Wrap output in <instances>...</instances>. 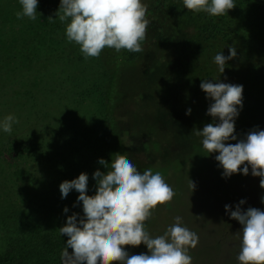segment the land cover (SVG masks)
<instances>
[{
    "label": "rangeland",
    "instance_id": "1",
    "mask_svg": "<svg viewBox=\"0 0 264 264\" xmlns=\"http://www.w3.org/2000/svg\"><path fill=\"white\" fill-rule=\"evenodd\" d=\"M59 6L60 0H37L36 19L18 20V0H0V122L9 115L16 121L11 133L0 128V264L7 252L15 255L18 250L21 258L13 264H61L68 237L59 229L73 214L79 221L83 211L79 193L72 190L61 198L59 185L84 173L86 195H95L93 173L106 171L98 161L111 158V170L115 154L126 155L141 174L149 168L160 172L175 193L145 221L150 236L163 235L179 216L182 226L199 237L197 246L188 249L192 264H239L241 225L230 218L231 212L241 200L242 211H264V189L250 168L246 176L223 177L215 159L218 153L209 155L203 149L195 130L215 123L214 118L207 115L205 123L198 124L181 110L183 100L168 111L151 101L156 93L167 95L161 81L170 68H165L166 58L175 60V52L163 53L160 67L155 51H145L122 83V94L131 103L116 105L123 98L119 94L114 99L119 120L107 126L104 91L109 73L104 50L98 58L86 59L79 45L68 42L70 21L56 18ZM197 85L184 86L188 101L195 97ZM197 92L203 91L199 87ZM196 98L193 108L198 109L202 99ZM257 99L238 110L243 109L234 123L238 140L253 129L264 130V94ZM51 239L62 247L53 248ZM67 251L72 253L71 248ZM125 251L129 256L148 254L143 244L126 246Z\"/></svg>",
    "mask_w": 264,
    "mask_h": 264
},
{
    "label": "clouds",
    "instance_id": "2",
    "mask_svg": "<svg viewBox=\"0 0 264 264\" xmlns=\"http://www.w3.org/2000/svg\"><path fill=\"white\" fill-rule=\"evenodd\" d=\"M21 11L16 18L37 17V0H18ZM183 7L196 13H207L211 17L227 14L235 7L234 0H183ZM147 7L141 0H60L56 18L66 25L68 42L79 45L87 58H98L105 48L117 53L126 50L139 53L146 38L149 21L145 18ZM55 22V19L48 18ZM229 55L218 53L214 62L222 74L226 62L235 58V47H229ZM201 90L210 99L207 115L219 123H209L195 135L202 137V147L223 169V177L241 173L260 177V187L264 189V130L253 129L244 139L234 135L235 118L242 107V85H232L218 80L206 79L200 84ZM190 109L187 114H190ZM12 115L0 122L5 133L12 132L15 123ZM236 141V143H228ZM100 165L109 163L103 159ZM243 166V168H242ZM110 171L93 173L96 181L95 195H86L88 176L81 173L78 178L64 181L59 185L61 198L70 191L79 193L83 217L77 220L73 214L59 229L60 235L67 236L66 246L61 252V264H192L188 249L197 246L199 237L195 232L182 226L181 217H175L163 235L153 238L145 230V221L155 209L169 204L175 193L165 182L160 172L151 168L141 174L126 155L115 154L110 163ZM190 181V180H189ZM193 191L195 185L190 181ZM241 200L230 218L241 225L239 264H264V211L249 207L241 210ZM264 203V200H262ZM229 209L225 205V212ZM68 209L65 208L64 212ZM141 244L148 254L131 255L125 247H138ZM68 248L72 249L69 254Z\"/></svg>",
    "mask_w": 264,
    "mask_h": 264
},
{
    "label": "trees",
    "instance_id": "3",
    "mask_svg": "<svg viewBox=\"0 0 264 264\" xmlns=\"http://www.w3.org/2000/svg\"><path fill=\"white\" fill-rule=\"evenodd\" d=\"M141 3L147 7L145 18L149 21L146 38L141 44L143 50L139 53L126 50L117 53L114 49L105 48L103 51L104 64L109 73V81L104 91L107 126L114 120L118 122L114 110L120 101L131 103L126 98L128 95L122 94V83L129 78L128 71L145 56L146 50L155 51L154 59L160 67L165 60L163 53L169 55L168 49L175 52V60L166 58L169 64L165 68H170L165 79L161 81L167 87V95L160 97L157 93L154 94L151 97L153 104L168 111L173 109L178 100H183L184 107L181 110L188 112L190 109V115L194 117L192 119L198 124L205 123L212 103L205 93L200 92V95L197 92L200 87L197 83L202 80L219 79L223 83L242 85L244 110L249 102L258 100L257 97L264 94V0H234L235 7L219 17H211L203 12L194 14L183 7V0H141ZM233 46L236 56L226 62L225 70L221 74L214 58L221 52L227 57L229 47ZM189 83L197 85L195 97L190 96L191 101H188L183 91L184 86ZM119 94L123 98L118 99L114 106V99ZM196 97L202 99L198 109L193 108ZM212 121L219 123L218 118ZM109 149L111 151L110 145ZM107 171H110L109 164L106 165L105 172ZM51 241L53 244L52 239ZM61 247L53 244L55 249ZM21 255L19 250L15 255L7 252L3 263L13 264L15 259L19 261Z\"/></svg>",
    "mask_w": 264,
    "mask_h": 264
}]
</instances>
